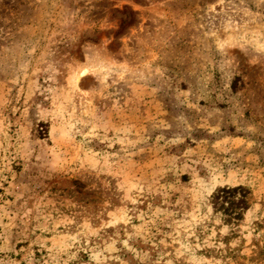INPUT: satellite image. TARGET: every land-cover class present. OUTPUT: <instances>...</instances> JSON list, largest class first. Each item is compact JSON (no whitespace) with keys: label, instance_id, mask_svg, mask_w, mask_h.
Returning <instances> with one entry per match:
<instances>
[{"label":"rangeland","instance_id":"374dc122","mask_svg":"<svg viewBox=\"0 0 264 264\" xmlns=\"http://www.w3.org/2000/svg\"><path fill=\"white\" fill-rule=\"evenodd\" d=\"M0 264H264V0H0Z\"/></svg>","mask_w":264,"mask_h":264},{"label":"trees","instance_id":"16d2710c","mask_svg":"<svg viewBox=\"0 0 264 264\" xmlns=\"http://www.w3.org/2000/svg\"><path fill=\"white\" fill-rule=\"evenodd\" d=\"M236 84H237V82H233L232 84H231V88L232 89H235L236 88ZM243 190V188L242 187H235V188H232V189H224V190H220L219 192H221V193H226V194H228V196H230V198H228V197H226V196H221V197H219V196H216V200H218L219 198H222V200H223V202L222 203H228V207H233V206H237V205H239V204H242L243 203V199H239L237 202H235L234 201V194L236 193V192H240V191H242ZM226 211L228 210L227 208L225 209Z\"/></svg>","mask_w":264,"mask_h":264}]
</instances>
